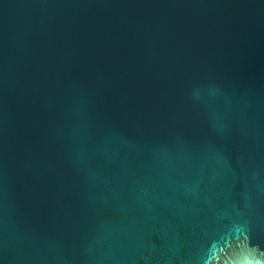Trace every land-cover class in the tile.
Instances as JSON below:
<instances>
[{"label":"water","instance_id":"water-1","mask_svg":"<svg viewBox=\"0 0 264 264\" xmlns=\"http://www.w3.org/2000/svg\"><path fill=\"white\" fill-rule=\"evenodd\" d=\"M0 264H264V0H0Z\"/></svg>","mask_w":264,"mask_h":264}]
</instances>
